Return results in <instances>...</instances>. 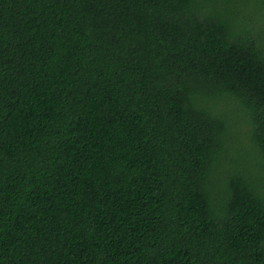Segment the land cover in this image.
<instances>
[{
  "label": "trees",
  "instance_id": "obj_1",
  "mask_svg": "<svg viewBox=\"0 0 264 264\" xmlns=\"http://www.w3.org/2000/svg\"><path fill=\"white\" fill-rule=\"evenodd\" d=\"M0 264H264V0H0Z\"/></svg>",
  "mask_w": 264,
  "mask_h": 264
}]
</instances>
